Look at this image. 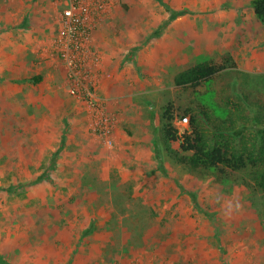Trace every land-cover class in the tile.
Instances as JSON below:
<instances>
[{
    "label": "rangeland",
    "instance_id": "1",
    "mask_svg": "<svg viewBox=\"0 0 264 264\" xmlns=\"http://www.w3.org/2000/svg\"><path fill=\"white\" fill-rule=\"evenodd\" d=\"M251 1L109 0L97 25L111 14L104 31L110 44L100 48L115 60L109 69L115 88L106 95L112 109L103 103L116 118L110 147L92 133L94 117L84 105L86 124L72 130L62 125L56 107H24L33 92L21 93L24 112L8 107L18 93L0 92L3 258L14 260L15 242L28 249L44 243L46 232L69 230L81 235L80 264H264L263 196L188 175L156 140L161 105L203 98L214 106V91L196 94L173 85L177 72L212 52L229 54L248 76L231 80L235 96L243 100L247 88L264 89V34ZM55 76L56 99L67 100L65 77L60 71ZM47 116L54 117V138L48 137ZM183 118L177 114L173 121L180 137L188 130ZM62 130L80 153L66 145L55 168L44 171ZM73 131L86 135L77 138ZM33 144L40 149L35 163ZM36 176L45 179L27 185ZM18 184L23 186L7 190ZM84 227L91 232L81 234ZM52 242L60 246L64 238Z\"/></svg>",
    "mask_w": 264,
    "mask_h": 264
},
{
    "label": "trees",
    "instance_id": "2",
    "mask_svg": "<svg viewBox=\"0 0 264 264\" xmlns=\"http://www.w3.org/2000/svg\"><path fill=\"white\" fill-rule=\"evenodd\" d=\"M250 4L264 34V0H252ZM238 75L248 78L238 71L229 54L214 52L177 72L173 77L175 87L196 94H201V88L214 91L215 104L200 98L181 107L172 101L161 105L156 140L166 156L188 175L243 187L264 198V89L247 88L241 100L230 85ZM39 80L35 78L32 83ZM177 114L188 120V130L181 137L173 124ZM40 178L45 176H37ZM15 189L12 186L7 190ZM0 264L5 263L0 260Z\"/></svg>",
    "mask_w": 264,
    "mask_h": 264
},
{
    "label": "crops",
    "instance_id": "3",
    "mask_svg": "<svg viewBox=\"0 0 264 264\" xmlns=\"http://www.w3.org/2000/svg\"><path fill=\"white\" fill-rule=\"evenodd\" d=\"M60 10L61 7L55 4L53 0H0V92L18 93V99L14 100L13 105L10 106L9 104L8 107H14L13 109H15L18 106L23 112L21 98L23 99L24 97L21 93L25 91L33 92L34 94L26 99L28 103L24 107H34L36 109L42 107L53 109L56 107L61 113L62 125L64 127L67 126V129L72 127V130H75L82 128L80 124H86L84 122L86 117H84L81 110V107L84 108L83 104L75 101L68 93L67 95L70 99H56L54 93L58 90L57 85L55 81L51 83V80L57 78L55 75L56 73L58 75L59 71L65 77L55 46V40L58 36L57 20ZM111 17L109 13L100 18L102 22H98L96 30L93 31L91 45L102 58L101 73L98 76L97 96L106 104V109L109 108V110L112 108L106 95L108 91L115 88V81H113L112 73L109 69L115 60L112 58L111 52H104L103 54L100 48L105 43L110 44L108 34L106 35L104 31L109 26L107 25V19ZM35 78H40V80L33 84L32 81ZM53 120L54 117L48 118L50 122H47L46 127L47 132L50 131V134L47 133L48 137L52 138H54L56 133L51 127ZM41 127L38 126V132H43L44 127ZM73 132V134H78L77 138L86 135L84 131H82L84 134L80 133V131ZM70 138H73L72 135L69 136L65 130L61 131L60 135H58L59 142L55 144L56 148L52 149L50 161L44 171H50L55 168L57 156H62L63 153L68 152L65 149V147L67 148L66 145L69 148H77L78 153H80V146L77 143L72 146ZM33 147L30 160L35 163L40 155V149L38 150L35 144H33ZM68 155L70 154L68 153ZM39 180L36 176L34 179L27 181V185L36 186L39 184ZM13 186L16 188L14 191H16L23 185ZM34 210L32 209L30 212L33 213ZM90 229H85L84 227L81 234L85 235L91 232ZM33 231H35L34 227L32 228ZM75 232L72 233L69 230H65L57 236H55V232H46L47 239L44 243L39 244L38 242V245H29L28 249H26V245H22L24 244L22 241L15 242L14 260H7L2 255H0V260L5 264H80L76 260L79 257L76 251L80 252L79 247L81 244L79 246V238L81 235L77 239L78 231ZM23 233V238L29 243L31 239L25 238L26 231ZM60 236L64 238L62 245L50 243L55 237L58 238Z\"/></svg>",
    "mask_w": 264,
    "mask_h": 264
},
{
    "label": "built area",
    "instance_id": "4",
    "mask_svg": "<svg viewBox=\"0 0 264 264\" xmlns=\"http://www.w3.org/2000/svg\"><path fill=\"white\" fill-rule=\"evenodd\" d=\"M61 7L58 16L57 57L64 69L67 93L83 104L94 120L93 134L110 147L116 118L106 114L105 105L97 96L102 58L92 48V34L97 17L106 11L109 0H53ZM187 118L182 119L186 123Z\"/></svg>",
    "mask_w": 264,
    "mask_h": 264
}]
</instances>
